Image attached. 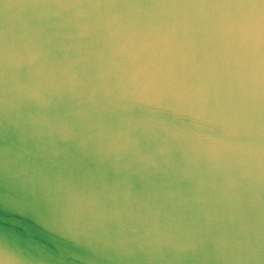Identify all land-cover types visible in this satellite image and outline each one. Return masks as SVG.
<instances>
[{
  "label": "water",
  "instance_id": "obj_1",
  "mask_svg": "<svg viewBox=\"0 0 264 264\" xmlns=\"http://www.w3.org/2000/svg\"><path fill=\"white\" fill-rule=\"evenodd\" d=\"M0 264H264V0H0Z\"/></svg>",
  "mask_w": 264,
  "mask_h": 264
}]
</instances>
